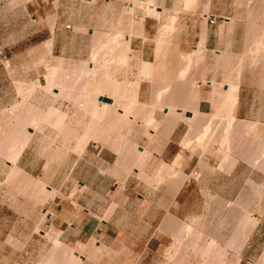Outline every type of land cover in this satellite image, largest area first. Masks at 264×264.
Segmentation results:
<instances>
[{
    "label": "rangeland",
    "instance_id": "rangeland-1",
    "mask_svg": "<svg viewBox=\"0 0 264 264\" xmlns=\"http://www.w3.org/2000/svg\"><path fill=\"white\" fill-rule=\"evenodd\" d=\"M32 1L0 0V143L9 147V159L15 157L17 145H24L28 140L29 126L69 125L71 102L75 106L83 105L78 107L84 117L89 118V128L101 125L105 133L128 128L132 125L131 116L136 123L145 122L155 110L169 108L170 116L177 115L178 107L192 110L194 120L188 121L185 112L181 116L186 122L185 146L189 148V143L194 141L196 146L191 150L199 154L198 158L211 160V166H206L204 176L192 184L195 192L186 194L183 208L172 198L168 199L167 206H163L168 213L155 236L168 237L169 243L148 249L151 254L166 255V261L147 259L138 264H264V124L237 116L232 101L221 100L226 97L223 96L224 84L239 85L247 75L264 77L263 70L255 69L264 66V45L256 41L245 47L244 52L241 47L243 55L225 60L233 65L232 69L209 70L206 68L209 56L202 51L195 53L190 49L185 55H177L179 38L182 40L186 31H192L193 25L185 23L182 17L198 13L196 3L199 0H55L54 6L46 4L41 11L30 4ZM156 1L170 4L160 8ZM218 8L244 17L238 33L246 35L245 24L251 27L247 34L252 39L263 30L264 2L249 4L246 0H235L232 6L219 5ZM128 38L130 43L127 45ZM52 39L53 50L49 54L48 42ZM94 53L95 59L100 57L97 61L92 60ZM125 55L126 59L122 60ZM178 61L184 64V69L177 77ZM143 62L170 63L169 70L149 69L148 63L140 70ZM244 64L252 65L253 69L242 68ZM50 66L59 71V78L56 77L54 82L48 79ZM159 74L164 80L161 94L157 95L159 100H140L143 97L141 82L151 84L160 77ZM213 76L227 82L209 84L207 81ZM178 80L182 86L179 102ZM200 81L211 93L213 103L210 105L217 115L211 116L210 120L204 118L206 114L199 109ZM63 83L66 91L57 97L55 92L58 91L50 86L61 91ZM99 93L114 97L127 115L119 114L115 108L118 105L105 109L98 102H104V97L97 98ZM99 105L103 112L90 113L91 108L98 109ZM254 105L256 103H249L253 106L249 110ZM262 106L264 108V103ZM124 107H128V111ZM151 123V120L146 121L148 127ZM75 125L81 127L79 122ZM206 128L208 131H204ZM124 140L129 142L127 138ZM125 169L129 170L128 165ZM161 175L160 172L152 177L159 183L170 182L173 177L182 181L188 179L175 173L166 177ZM177 210L184 212L187 218L186 221L181 219L184 226L175 218ZM187 224L190 225L188 229ZM55 248L51 259L41 257L44 260L29 264H61L60 258L64 261L66 257L60 256L63 248L60 245ZM75 252L86 259L76 258ZM68 255L64 264H136L129 254L126 261L112 258L96 245L73 246Z\"/></svg>",
    "mask_w": 264,
    "mask_h": 264
},
{
    "label": "crops",
    "instance_id": "crops-1",
    "mask_svg": "<svg viewBox=\"0 0 264 264\" xmlns=\"http://www.w3.org/2000/svg\"><path fill=\"white\" fill-rule=\"evenodd\" d=\"M234 1L199 0L196 3L198 13L182 17L185 23L193 25L192 31H186L182 40L179 38L177 55H185L190 49L195 53L202 51L209 56L207 69L227 70L233 68L225 61L228 57L243 55L245 47L256 41L264 45V26L252 39L247 34L251 27L246 24V35L238 33L239 25L243 26V16L219 10V5L229 7ZM246 1L249 4L264 2ZM30 4L41 11L47 5L54 6L55 0H34ZM169 4L164 1L158 5L166 8ZM212 16L216 18L214 23H211ZM241 47L244 48L242 53ZM145 63L149 64V69L169 70L170 65L143 62L140 70ZM176 67L178 77L184 64L178 61ZM242 68L253 69L248 64ZM255 69L264 70V66ZM158 76L161 78L154 79L151 84L141 82L143 97L140 100H159L157 95L161 94L164 80L162 74ZM212 78L207 81L212 85L215 81L227 82L222 77ZM200 85L199 109L209 119L215 115L210 105L213 103L211 93ZM224 86L223 96L229 99L222 97L221 100L232 101L237 116L264 124V77L247 75L233 91L235 86ZM180 89L178 80V102L181 100ZM71 103L68 106L69 125L29 126L30 136L24 145H17L15 157L9 159V147L0 143V263L29 264L45 257L48 260L54 257L56 245L63 248L60 256H66L65 263L68 250L79 245H96L112 258L124 261L132 256L136 264L147 259L164 263L166 255L151 254L148 249L169 243L168 237L155 236L168 213L163 206H167L168 199L172 198L183 208L186 194L195 192L192 184L204 176L206 166H211V160L200 159L199 154L191 150L196 146L194 141L189 148L185 146L183 107L177 108L176 116H170L166 108L155 110L146 120H151L152 127L142 120L134 123V116H131L132 125L128 128L105 133L101 125L89 128L90 120L80 110L82 104L79 108ZM249 103L256 105L249 110ZM76 122L81 123V127L75 125ZM126 165L129 170L125 169ZM160 172L162 177L175 173L188 179L182 181L171 177L170 182L159 183L152 176ZM175 218L185 225L184 212L177 210ZM74 256L81 261L86 259L77 252ZM64 261L60 258L61 264Z\"/></svg>",
    "mask_w": 264,
    "mask_h": 264
},
{
    "label": "bare ground",
    "instance_id": "bare-ground-1",
    "mask_svg": "<svg viewBox=\"0 0 264 264\" xmlns=\"http://www.w3.org/2000/svg\"><path fill=\"white\" fill-rule=\"evenodd\" d=\"M119 1V0H118ZM150 2H152V1H150ZM255 3V2H254ZM117 5V4H116ZM123 8V7H122ZM118 14V13H117ZM131 17V16H130ZM260 19V18H259ZM251 26V25H250ZM122 27H124V26H122ZM261 29V28H260ZM263 29V28H262ZM253 32V31H252ZM98 36V35H97ZM249 38V37H248ZM203 42V41H202ZM49 43V54L52 52V47H53V40H50V42H48ZM116 43V42H115ZM130 43V38H128L127 39V45ZM205 43V42H204ZM260 43V42H259ZM202 46V45H201ZM262 46V45H261ZM254 49V48H253ZM47 50V49H46ZM258 50V49H257ZM254 52V51H253ZM121 55V54H120ZM190 55V54H189ZM188 55V56H189ZM258 55V54H257ZM51 56V55H50ZM123 56V55H122ZM126 56L127 55H125L124 57H121V59L122 60H125L126 59ZM195 56V55H194ZM217 56V55H216ZM95 57H96V53H94L93 54V61H97V58L99 57H97L96 59H95ZM100 58V57H99ZM195 59V58H194ZM197 59V58H196ZM223 59V58H222ZM60 60V59H59ZM98 61H99V59H98ZM256 61V60H255ZM62 64V63H61ZM101 64V63H100ZM83 65V64H82ZM83 66H85L86 67V65L84 64ZM226 66V65H225ZM177 68V67H176ZM225 68V67H224ZM260 68V67H259ZM85 70L84 71H86L87 69L86 68H84ZM90 69H92V67L90 68ZM88 72V71H87ZM263 72H264V70H263ZM58 73H59V71H58V68H56V67H54V66H50V72H49V76H48V79L49 78H51V81H53L54 82V80L56 81V77H58L57 75H58ZM90 73H92V70H91V72ZM89 73V74H90ZM97 74V73H96ZM84 77V76H83ZM87 77V76H86ZM59 78V77H58ZM64 80H66V79H64ZM263 80V79H262ZM49 81H50V79H49ZM60 83H61V81H59ZM99 82H100V80H99ZM24 83V82H23ZM60 83H58L57 82V84H60ZM88 82H86V84H87ZM132 83V82H131ZM80 85H81V83H79ZM137 84V83H136ZM202 84V83H201ZM51 85H53V84H51ZM63 85H64V83L62 84V86H60V89H61V91L58 89V88H55V87H53V86H50V88L51 89H53V90H55V91H58L57 93L55 92V95H57V97H59V96H61L62 94H64V92L66 91L65 90V88L63 87ZM100 85V84H99ZM170 85V84H169ZM173 85V84H172ZM101 86V85H100ZM127 86V85H126ZM194 86V85H193ZM231 86V85H230ZM229 86V87H230ZM31 87H33V85H31ZM31 87H30V90H32L31 89ZM182 87V86H181ZM225 87V86H224ZM237 86H235L234 87V89L235 90H237V88H236ZM48 88V87H47ZM117 88V87H116ZM126 88V87H125ZM165 88V87H164ZM232 88V87H231ZM23 89V88H22ZM83 89V88H82ZM91 89V88H90ZM95 90L94 91H96V88H94ZM131 88H129V90H130ZM239 89V88H238ZM48 90H50V89H48ZM65 90V91H64ZM119 90V89H118ZM117 90V91H118ZM122 90V89H121ZM128 89L126 90V91H129ZM132 90V89H131ZM134 90V89H133ZM161 90V89H160ZM165 91V90H164ZM171 91V90H170ZM173 91V90H172ZM239 91V90H238ZM97 92H100V91H98L97 90ZM96 93V92H95ZM122 93V92H121ZM166 93V92H165ZM181 93V92H180ZM189 93V92H188ZM197 93H198V95H199V91H197ZM138 94V93H137ZM201 94V93H200ZM69 95V94H68ZM80 95V94H79ZM96 95V94H95ZM127 95V94H126ZM131 95V94H130ZM77 96V95H76ZM97 96V98L99 99V97H104V98H109V99H111L112 100V102L111 103H108V102H106V101H98V102H100V103H102V105L104 106V108L105 109H109V108H114V106H116V105H118L119 107H115V108H117V111H119L120 113V115H122V117L126 114V113H128V112H126L124 109H123V105L120 107V105L119 104H121V103H119L118 104V102L119 101H117L114 97H110V96H102V94L100 95V93H99V95L97 94L96 95ZM113 96V95H112ZM123 96H124V94H123ZM137 96V95H136ZM82 97V96H81ZM86 97V96H85ZM87 97H89V96H87ZM62 98H63V96H62ZM91 98V97H90ZM118 98V97H117ZM119 99V98H118ZM120 99H122V96H121V98ZM73 100V99H72ZM75 100V99H74ZM95 100V99H94ZM100 100H101V98H100ZM136 100V99H135ZM130 101V100H129ZM163 101V100H162ZM91 103V102H90ZM123 103V102H122ZM168 104V103H167ZM166 104V105H167ZM136 105V104H135ZM83 106V105H82ZM90 106V105H89ZM93 106H95V104L93 105ZM92 106V107H93ZM197 106V105H196ZM203 107V106H202ZM125 109H127L128 107H124ZM131 108V107H130ZM181 108V107H180ZM92 109V112H90V113H94V115H95V113H98V111H102L103 112V110L101 109V107L99 108V106H98V109H95V108H91ZM139 109V108H138ZM167 110L169 109V108H166ZM196 109V108H195ZM132 110V109H131ZM180 110V109H179ZM181 110H183V109H181ZM16 111V110H15ZM91 111V110H90ZM97 111V112H96ZM127 111H128V109H127ZM186 113V119L188 120V121H191V120H194V118H195V114H194V112L191 110V111H189V110H184V111H182V113ZM188 112H190V113H192L191 115H188L187 113ZM198 112V111H197ZM32 113V112H31ZM52 113H54V111L52 110ZM56 114V113H55ZM58 114V113H57ZM106 114V113H105ZM170 114V113H169ZM97 115H99V114H97ZM97 115H96V117H97ZM127 115V114H126ZM185 115V114H184ZM202 115V114H201ZM180 116V115H179ZM181 116H182V114H181ZM204 116V115H203ZM207 116V115H206ZM15 117V116H14ZM56 117H58L57 115H56ZM105 117V116H104ZM201 118V117H200ZM204 118H206V117H204ZM184 119V118H183ZM217 119V118H216ZM61 120H62V118H61ZM63 120H64V117H63ZM231 120V119H230ZM234 120V119H233ZM32 121V120H31ZM198 121V120H197ZM197 121H196V123H197ZM201 121V120H200ZM219 121V120H218ZM217 121V122H218ZM105 122V121H104ZM193 122V121H192ZM258 123V122H257ZM93 124V123H92ZM199 124V123H198ZM208 124V123H207ZM217 124V123H216ZM225 124V123H224ZM106 125V124H105ZM220 126V125H219ZM107 127H108V125H107ZM24 128V127H23ZM196 128V127H195ZM223 128V127H222ZM26 129V128H25ZM36 129V128H35ZM38 129V128H37ZM207 130H204V131H208V128H206ZM224 129V128H223ZM89 130V129H88ZM247 131V130H246ZM217 132V131H216ZM250 132V131H249ZM199 133V132H198ZM219 133V132H218ZM218 133H216V134H218ZM231 133V132H230ZM236 133V132H235ZM260 133V132H259ZM26 134V133H25ZM215 134V133H214ZM264 134V133H263ZM200 135V134H199ZM244 135V134H243ZM15 136V135H14ZM92 136V135H91ZM259 138V137H258ZM213 139V138H212ZM17 140H19V139H17ZM106 140V139H105ZM94 141V140H93ZM187 143V142H186ZM194 143V142H193ZM190 144V143H189ZM199 145V144H198ZM259 145H261V144H259ZM264 145V144H263ZM187 147H189V146H187ZM203 147H205L204 145H203ZM220 147V146H219ZM198 148V147H197ZM196 148V149H197ZM245 151V150H244ZM247 151V150H246ZM262 151V150H261ZM251 152V151H250ZM142 154V153H141ZM248 155H250V154H248ZM9 157V156H8ZM16 162V161H15ZM263 163H264V161H263ZM252 166V165H251ZM263 167V166H262ZM190 225H188V227H189ZM188 227H186L187 229H188ZM56 249V248H55ZM224 256V255H223ZM76 257H79L78 255L76 256Z\"/></svg>",
    "mask_w": 264,
    "mask_h": 264
},
{
    "label": "water",
    "instance_id": "water-1",
    "mask_svg": "<svg viewBox=\"0 0 264 264\" xmlns=\"http://www.w3.org/2000/svg\"><path fill=\"white\" fill-rule=\"evenodd\" d=\"M104 101H106V102H109V103H111V102H112V100H111V99H109V98H104Z\"/></svg>",
    "mask_w": 264,
    "mask_h": 264
},
{
    "label": "built area",
    "instance_id": "built-area-1",
    "mask_svg": "<svg viewBox=\"0 0 264 264\" xmlns=\"http://www.w3.org/2000/svg\"><path fill=\"white\" fill-rule=\"evenodd\" d=\"M216 20L215 16H212V20H211V23H214Z\"/></svg>",
    "mask_w": 264,
    "mask_h": 264
}]
</instances>
